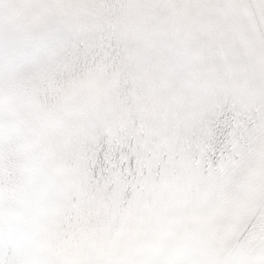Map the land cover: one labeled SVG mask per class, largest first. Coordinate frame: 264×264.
Masks as SVG:
<instances>
[{
    "label": "snow or ice",
    "instance_id": "snow-or-ice-1",
    "mask_svg": "<svg viewBox=\"0 0 264 264\" xmlns=\"http://www.w3.org/2000/svg\"><path fill=\"white\" fill-rule=\"evenodd\" d=\"M0 264H264V0H0Z\"/></svg>",
    "mask_w": 264,
    "mask_h": 264
}]
</instances>
